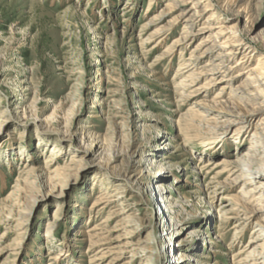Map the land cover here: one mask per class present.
Here are the masks:
<instances>
[{
	"label": "rangeland",
	"instance_id": "rangeland-1",
	"mask_svg": "<svg viewBox=\"0 0 264 264\" xmlns=\"http://www.w3.org/2000/svg\"><path fill=\"white\" fill-rule=\"evenodd\" d=\"M149 1L0 0V264H90L89 240L103 249L97 264H125L127 255L113 253L112 240L123 235L120 227L128 209L140 207L155 225L135 230L132 236L139 240H147L161 221L151 199L134 187L109 204L101 192L103 184L110 185L112 164L125 167L146 153L153 161L150 172L167 171L161 194L166 185L174 190L172 214L163 221L169 241L159 246L163 264H173L170 260L183 252L207 255L203 264H233L248 244L251 222L261 216L249 214L240 231L230 221L221 223L216 214L223 217L224 209L219 207L228 200L240 203L241 185L233 188L226 183L228 174H221L216 182H225L226 192L220 202L213 200L211 178L221 167L204 165L246 150L257 119L247 123L237 140L222 120L200 124L196 102L218 95L217 84L190 101L173 96L180 83L174 76L177 66L208 35L192 39L181 54L174 51L158 59L183 29L174 26L160 44L147 45L145 38L171 26L179 12L147 25L171 2L153 0L149 6ZM194 1L201 19L212 18L237 41L223 73L227 78L264 67V0ZM207 60L198 63V71ZM259 88L264 90V84ZM223 92L221 99L240 104L228 90ZM89 144L102 149L86 153ZM103 160L106 168L98 169ZM46 167L54 172L34 176L44 173L36 169ZM197 170L207 173L202 181ZM29 171L36 174L28 176ZM153 180L146 178L145 183L153 185ZM80 231L88 236L78 235ZM208 237L217 245L215 251L206 243Z\"/></svg>",
	"mask_w": 264,
	"mask_h": 264
},
{
	"label": "bare ground",
	"instance_id": "bare-ground-1",
	"mask_svg": "<svg viewBox=\"0 0 264 264\" xmlns=\"http://www.w3.org/2000/svg\"><path fill=\"white\" fill-rule=\"evenodd\" d=\"M168 1L171 2L165 4L166 10L150 18L146 24H154L162 16L167 13H172L175 9H178L179 12L172 19L173 22L171 26H169V23L160 29L157 28V30L155 29V31H152V33L145 38L146 44L157 46V44H160L166 36L170 34L174 26H181L183 35L174 40L170 47L163 51L164 53L162 55H158V59L168 58L169 55H173L174 51H179V54H181L182 50L192 39L205 33L208 35V39L198 42L196 48L188 54L185 60H182L181 65L177 66L174 76L180 78V83L176 84L174 87L172 91L173 96H176L180 102L190 101L191 99L205 95L208 88L210 89L217 84V87H220L221 90L218 95H214L211 99L196 102V105L200 107V112L202 113L200 117L203 118L200 120V124L206 126L209 122L216 124L219 120H222L224 123L226 122L227 127L234 129L233 132L237 140H241L242 131L245 129L247 123L254 118L257 119L253 131L248 136L249 147L246 148V150L240 151L239 148L240 152L235 154L232 159L223 158L214 164L211 163L209 159L204 166L211 170H217L221 167V170L217 171L211 178L213 181L212 184H214L213 192L211 193L213 200L220 202L226 192L225 182H216L221 174H228L229 178L226 179V183H230L233 188H237L239 184L241 185L239 190L240 196L238 197L240 203L237 204L228 200L227 205L219 207L220 209H224L223 217L218 213L216 214L221 223L230 221L235 225V230L240 231L243 225L249 220V214L253 217L255 215L261 216V219L251 222L254 226L251 230V236L248 237V244L236 254V259L233 264H264V90L259 88L264 84V67L260 68L257 65L255 68L247 71L240 70L235 76L227 78L223 73L229 69L228 56L231 55L232 48L237 47V41L230 40L231 36L225 32L224 28L219 23L211 22L212 18H205L204 16V19H201L202 15L199 14L201 8H197V6L194 5V0ZM152 2L153 0H150L148 5L151 6ZM203 58H207L208 60L198 71L196 67ZM216 75L219 76L213 78V76ZM241 78H243L242 83L240 85H234L235 82ZM225 90H228L230 97L236 98L240 104L235 102L230 103L221 99L223 96L219 97V95H223V91ZM243 106L246 107V109H243ZM242 146L244 147V145ZM94 147H97V150L102 149L100 144H89V148L84 151L93 155L95 154V149H91ZM148 147L150 151L152 147ZM146 154L142 156L141 161H132L125 167L112 164V169L109 174L110 185L106 183L105 186L103 184V192H101V195H104V197L107 198L106 200H108L106 204H109L118 201L116 197H125V193L129 191V188L133 190L132 187H134V192L137 191L138 194L151 199V209L154 215L161 221L159 226L156 227L155 232L153 231L154 233L152 232L147 240H139L138 237L132 236L135 230L139 231L141 227L152 230L155 225L151 221V218L142 214L143 211L140 207L132 206L128 209L129 211L124 215L120 227L123 235L121 238L112 240L116 242L115 246L111 244L115 248L112 249L114 251L113 253L125 252V255L128 257L125 264H137V261H141L142 264H155L154 261L157 255L159 258L157 259L159 261L158 263L163 264L164 261L162 263V252L159 250V246L161 243L167 245V241H169L163 221L168 222L172 214L170 208V193H173L174 190L170 185H166L167 192L164 191L165 193L161 194L163 188L159 186L162 182L166 181L167 171L164 169L159 173L155 171L150 172L153 169V164L151 163L153 161L147 158ZM133 158L134 155H130V159ZM50 163L51 161L47 164L50 165ZM96 167H98V169H105L104 160L99 161ZM199 170L196 171V174L200 175V180L202 181L207 173L203 174V172ZM37 171L44 172L34 175L36 177H41L47 172H54V169L50 170V167H46V169H36L35 172L37 173ZM36 173H34V171H29L28 176H33V174ZM56 173L57 172H55V174ZM149 177L154 178L153 185L145 183V179ZM124 184L127 185L125 186ZM203 187L205 190V186H202V189ZM245 187H247L246 190L244 189ZM110 192H114L113 194L116 195L114 196L110 194ZM161 197H163L164 200H161ZM167 198L168 200H166ZM242 203L254 204L257 208L248 210ZM235 206L240 210L239 214L235 213V211H237L234 208ZM57 216L58 214H55L52 217L54 221L58 220ZM101 222H103V220ZM50 229L48 225L46 232L48 239L51 238ZM98 229L99 228H95V230ZM192 233L197 235L199 232L193 231ZM78 235L88 236L82 231H80ZM89 242L90 244L87 250L88 254H91L90 264H97L99 261L103 260V249L97 242H92L91 240H89ZM206 243L211 246V251H215V242L209 240L208 237ZM212 245L214 247H212ZM142 251H145V253H142ZM206 258L207 255L203 253L200 256H195L183 252L176 260H170V262H174L173 264H203Z\"/></svg>",
	"mask_w": 264,
	"mask_h": 264
}]
</instances>
